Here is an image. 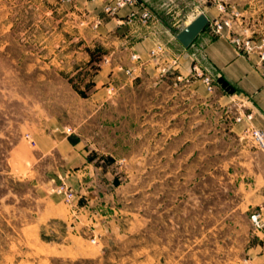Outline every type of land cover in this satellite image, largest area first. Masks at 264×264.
I'll list each match as a JSON object with an SVG mask.
<instances>
[{
	"label": "rangeland",
	"instance_id": "rangeland-1",
	"mask_svg": "<svg viewBox=\"0 0 264 264\" xmlns=\"http://www.w3.org/2000/svg\"><path fill=\"white\" fill-rule=\"evenodd\" d=\"M138 1L174 35L222 5L237 35L264 40V0ZM73 4L0 0V264H262L247 248L264 154L248 128L236 131L243 102L220 78L209 91L176 65L99 110L78 92L86 49ZM57 128L115 158L111 174L69 179L58 152L33 166Z\"/></svg>",
	"mask_w": 264,
	"mask_h": 264
},
{
	"label": "crops",
	"instance_id": "crops-1",
	"mask_svg": "<svg viewBox=\"0 0 264 264\" xmlns=\"http://www.w3.org/2000/svg\"><path fill=\"white\" fill-rule=\"evenodd\" d=\"M198 2L195 0V3ZM107 3L108 0H74L70 6L72 16L84 19L80 22L85 33L81 41L86 49L83 57L86 69L80 76L78 92L85 93V99L94 107L103 110L117 106V100L127 91L134 89L142 80L157 79L166 70L171 71L172 62L177 61L173 70L178 77H187L198 64L216 81L220 78L231 85L233 96L243 102L247 114L253 115L251 126L264 131V65L257 53L240 51L226 37L216 36L211 30L201 34L190 48H184L176 36L198 16L174 35L158 19L143 22L144 8L154 12L150 5L140 3L137 7H125L116 15L109 16L104 12ZM205 15L210 22L217 19V16ZM235 26L237 29L233 21V28ZM159 45L164 46L166 53L152 57L151 51ZM133 56H138L140 62H135ZM128 70L133 74H128ZM227 96L232 94L227 93L223 98ZM249 126L250 123L245 120L236 126V131L243 132ZM39 147L31 156L33 166L58 152L66 160L67 177L79 181L92 179L97 170L107 176L118 162L115 158H98L93 148H87L85 139L76 130L57 128L38 140ZM260 211L264 222V206ZM256 235L258 240L253 242L250 239L247 249L253 262L264 264V228Z\"/></svg>",
	"mask_w": 264,
	"mask_h": 264
},
{
	"label": "built area",
	"instance_id": "built-area-1",
	"mask_svg": "<svg viewBox=\"0 0 264 264\" xmlns=\"http://www.w3.org/2000/svg\"><path fill=\"white\" fill-rule=\"evenodd\" d=\"M67 2H71L72 0H65ZM140 3L138 0H108L107 5L104 8L105 14L109 16L116 15L121 9L130 6H139ZM219 11L223 15L213 21H209V25L211 27V31L216 36L226 37L238 50L247 52V53H257L260 57L261 63L264 65V40L260 42V44H255L251 38L247 37V30L244 29V36H239L235 33L233 28L232 19L226 16V9L224 6L219 5ZM201 15L198 14V17ZM142 20L145 23L150 21H156L157 18L155 13L150 9H143ZM166 53L164 46L159 45L156 49L151 51L152 57H159ZM135 62H140V58L138 56H133L132 58ZM177 61L172 62V66H176ZM194 71L203 76L204 81L208 87L209 91H212L215 85V79L212 75L208 74L201 70V67L197 64L194 66ZM128 74L132 75L133 72L128 70ZM245 118L250 126L248 128V132L252 140L256 143V145L264 151V131L261 129H257L251 126L253 121L252 114H246ZM62 190V189H61ZM63 191V190H62ZM61 191V192H62ZM67 199L70 201L73 198V193H68L66 190ZM251 222L255 226L257 230H262L264 228V222L262 219V214L260 212H255L251 215Z\"/></svg>",
	"mask_w": 264,
	"mask_h": 264
},
{
	"label": "water",
	"instance_id": "water-1",
	"mask_svg": "<svg viewBox=\"0 0 264 264\" xmlns=\"http://www.w3.org/2000/svg\"><path fill=\"white\" fill-rule=\"evenodd\" d=\"M209 24V19L205 14H201L189 26L177 34L176 39L184 48H190L199 35Z\"/></svg>",
	"mask_w": 264,
	"mask_h": 264
},
{
	"label": "trees",
	"instance_id": "trees-1",
	"mask_svg": "<svg viewBox=\"0 0 264 264\" xmlns=\"http://www.w3.org/2000/svg\"><path fill=\"white\" fill-rule=\"evenodd\" d=\"M223 83H224L225 86H227L228 88H231L232 89V86L231 85H228L226 82H223Z\"/></svg>",
	"mask_w": 264,
	"mask_h": 264
}]
</instances>
